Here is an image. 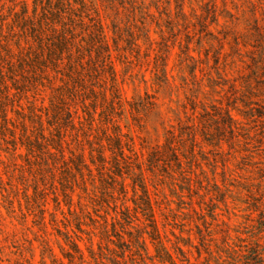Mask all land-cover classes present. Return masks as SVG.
Segmentation results:
<instances>
[{
  "label": "trees",
  "instance_id": "trees-1",
  "mask_svg": "<svg viewBox=\"0 0 264 264\" xmlns=\"http://www.w3.org/2000/svg\"><path fill=\"white\" fill-rule=\"evenodd\" d=\"M198 145L263 169L264 0H0V205L39 264H180L151 186L189 189Z\"/></svg>",
  "mask_w": 264,
  "mask_h": 264
},
{
  "label": "rangeland",
  "instance_id": "rangeland-1",
  "mask_svg": "<svg viewBox=\"0 0 264 264\" xmlns=\"http://www.w3.org/2000/svg\"><path fill=\"white\" fill-rule=\"evenodd\" d=\"M154 37L158 36L154 34ZM178 38L188 39V34L179 31ZM179 50L177 45L173 47L170 66L176 64ZM144 56L145 52L141 51V60L134 62L130 73L140 69L149 75L150 66ZM116 67L120 79L126 77L122 87L124 95L130 98L133 85L127 82L123 65L116 61ZM167 106H163L164 111ZM137 147L144 157L146 149L140 144ZM196 152L198 163L189 189L172 190L163 183L157 191L151 186L164 241L180 264H243L249 259L241 256L247 248L245 245L255 239L253 235L264 224V165L260 164L263 169L240 165L232 158L231 145H198ZM25 233L26 229L15 223L0 205V249L3 250L0 253L10 258L3 264H39L41 249L35 241L32 245L25 243ZM21 245L25 248L16 247ZM253 245H249V253ZM153 253L151 248L146 264H160L150 257Z\"/></svg>",
  "mask_w": 264,
  "mask_h": 264
}]
</instances>
